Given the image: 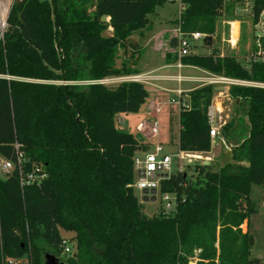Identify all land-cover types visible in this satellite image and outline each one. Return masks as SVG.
Segmentation results:
<instances>
[{
	"label": "trees",
	"instance_id": "16d2710c",
	"mask_svg": "<svg viewBox=\"0 0 264 264\" xmlns=\"http://www.w3.org/2000/svg\"><path fill=\"white\" fill-rule=\"evenodd\" d=\"M166 1L14 0L0 42V158L14 166L0 178V264L23 255L19 264H44L46 253L66 264H262L250 256L240 226L256 212L251 186L264 182V88L229 86L228 95L246 107L245 123L219 130L233 142L230 161L217 169L195 164L190 177L176 171L160 181L159 193L173 195L175 207L149 217L132 188L133 158L148 146L114 124L116 115L137 114L148 91L136 82L84 84L137 73L136 60L117 62V50L126 55L132 35ZM180 2L179 31L212 38L223 0ZM250 14L259 25L264 0H252ZM181 63L264 84V35L246 63L212 50ZM212 98V85L187 93L189 106L178 112L179 150L210 151ZM17 154L23 174L41 169L38 184H20ZM61 232L73 243L66 257Z\"/></svg>",
	"mask_w": 264,
	"mask_h": 264
},
{
	"label": "rangeland",
	"instance_id": "374dc122",
	"mask_svg": "<svg viewBox=\"0 0 264 264\" xmlns=\"http://www.w3.org/2000/svg\"><path fill=\"white\" fill-rule=\"evenodd\" d=\"M252 5V0H223V7L221 10V15L217 17L215 22V32L211 38V46L213 44H218L222 50L223 55H233L240 59L242 62L246 63L251 57V48L254 45L257 36L264 35V19L259 25H253L250 8ZM178 17V5L166 1V3L155 8L154 12L148 16V19L151 25L149 30H144L143 37L141 38L138 32L132 35V38L128 41L126 45L127 54L123 53L122 48L117 50V62L120 63L124 60H136L134 65L136 68H141V61L145 55H143L141 47L139 44L145 45L146 40L149 36L159 34L163 30H167L172 27V24L169 21L174 20ZM264 17V16H263ZM232 22L231 24H222L223 22ZM110 32L106 31V35ZM232 40V44L235 46L233 49L230 48L229 40ZM136 43V48L132 47V44ZM231 49V50H230ZM151 50V47H146L145 51ZM220 50V49H219ZM144 51V52H145ZM218 51V50H213ZM153 52V51H151ZM191 54H202L208 53V46L204 45L203 39L194 43L190 49ZM148 54V53H147ZM141 57V59H139ZM139 60V62H138ZM136 74H141L137 72ZM185 75H191L190 71H183ZM225 81L216 76H207L206 78H201L198 81ZM204 85V82L193 83L192 87H199ZM167 88L171 86H166ZM183 87V86H182ZM186 87V84H185ZM213 98L211 105L214 103L215 98L221 102L222 113L219 117L220 120L218 124L224 122L225 124L233 121L236 125L239 122L245 123V112L246 107L244 104L240 103L238 100L232 99L229 95V85L227 84H213ZM148 91V98L156 99L157 102H163L166 100V96L159 94L156 90L145 87ZM163 93V92H161ZM210 105V106H211ZM218 107V105H217ZM170 110V111H169ZM142 116V115H141ZM118 117H121L120 119ZM142 118L139 114H130V115H116L114 117V124L116 128H121L129 131V133L137 134L135 131V126L140 124L139 122ZM125 122V123H123ZM157 122L159 125L158 137L153 139L150 142H146L148 150L151 151L153 145L157 142L164 146L166 153L175 154L176 153V143H177V133H178V110L170 109L168 106H162L161 112L157 116ZM125 124V125H124ZM219 133V131H218ZM211 143V153L214 157V163L210 166L212 169H217L218 167L223 166L224 164L230 161V154L228 149L233 145V142L230 144L221 138L220 134L215 139H210ZM228 148H227V146ZM203 162L209 163L210 160L207 156L201 154V161L196 162L190 165V168H187L185 162L180 163V171L185 172L187 177L191 176L192 167L195 164H200ZM192 166V167H191ZM176 172V165H173L172 173ZM135 195L137 196L140 204L143 206V212L146 216L151 217L152 215L158 214L161 211V204L159 203V196L156 197L155 202H141V196L138 191L135 190ZM172 199V197H170ZM250 198L254 201L256 205V212L251 214L247 220V223H243L240 226L242 232L246 231L251 239L250 245V256L252 258H258L264 264V187L260 185H252L250 188ZM173 206L169 208L171 210ZM167 210V211H169ZM246 224V225H245ZM63 237L67 241V246L70 251H72L73 243L70 240L68 234L61 232ZM193 257H196L194 253Z\"/></svg>",
	"mask_w": 264,
	"mask_h": 264
},
{
	"label": "built area",
	"instance_id": "2783aa9c",
	"mask_svg": "<svg viewBox=\"0 0 264 264\" xmlns=\"http://www.w3.org/2000/svg\"><path fill=\"white\" fill-rule=\"evenodd\" d=\"M171 3H175L178 5V15L179 11L183 9V5L180 0H167ZM14 0H0V42L3 40V34L7 27V16L9 14V10L13 4ZM176 41V46L174 47V54L176 56L175 68L178 73L174 76L167 77L166 80L169 82H173L176 84L174 89H163L157 88L154 85V82L160 80L159 77L151 74V73H142V74H133L127 76H115V77H107L94 82H86L84 84H99L108 88H113L120 83L125 82H136L144 85L147 88H151L153 90H158L164 93H169L170 96L164 102H158L153 108V112L150 116V119L144 123L138 124L135 127V130L138 136L144 140V142H150L153 139L158 137L159 125L157 122V115L159 114L162 106L175 107L178 112L180 109L188 108L187 101V91L181 87L182 83L185 82H204V85H213V84H227L229 86H253L264 88V84L260 83H249L242 82L232 79H226L219 77L225 81H186L192 80L191 78L184 77L180 74V70L184 67L181 63V59L187 55H190V49L192 45L200 40H204V35L199 32L192 33H181L177 28L175 31V35L173 37ZM230 46H235L232 44V40L228 41ZM255 60V58L253 59ZM263 60V59H262ZM217 77V76H216ZM208 124H209V138L215 139L219 133L218 131L222 127L221 122L218 124L217 122L220 120L219 117H216V112L209 106L207 110ZM177 147V146H176ZM17 170L20 179L21 185H28L32 183L38 184L43 178L44 174L41 172L39 167L32 168L31 171L23 174V157L21 154H17ZM194 161H201L200 153H193L187 151H181L176 148V153H166L164 146L160 143H155L151 151L148 149L146 151L138 153L133 158V172H134V182L132 188L140 193L141 199L143 197L142 191H150L154 190V202L156 201V197L159 196V203L161 204V211L165 214H168L174 210L175 200L174 196L170 194H160L159 193V184L160 181L166 180L172 174L173 165H176V171H180V163L185 162L186 165L194 164ZM202 165V163H200ZM14 169V166L11 162L0 158V178H4L6 175L10 174ZM145 202H151V195L148 193L146 196ZM172 197V199L170 198ZM141 202H143L141 200ZM173 206L171 210L169 208ZM169 210V211H167ZM63 253L62 256L66 257L70 254V249L66 243L63 242ZM196 261L195 258L190 259L189 264H194ZM18 259L9 260L5 264H19Z\"/></svg>",
	"mask_w": 264,
	"mask_h": 264
},
{
	"label": "crops",
	"instance_id": "0c3cea01",
	"mask_svg": "<svg viewBox=\"0 0 264 264\" xmlns=\"http://www.w3.org/2000/svg\"><path fill=\"white\" fill-rule=\"evenodd\" d=\"M177 18H175L172 21H169V23L172 24L173 28L163 30L159 34L149 36V38L146 40L145 45H142L141 43L139 44V47H141L140 50H142V53L145 56L141 61V66H140L141 68L135 67V70H136V72H139L141 74L142 73H151V74L159 77L160 80L157 82H154V85L157 88H163V89H170L171 90V89H174L176 87L175 83L169 82V80H166V78L174 76L178 73V71L175 68L176 56L174 54V48L169 46V41L171 39H173V37L175 35V31L177 29V26L174 24V21ZM225 23L231 24L232 22H225L224 21L222 24H225ZM151 24H152V22L150 23V25L147 28L138 32L139 35L142 32L141 36H140L141 38L143 37L144 30H149V29H151L152 26H154V24L153 25H151ZM259 36H261V35H259ZM148 46L151 47V50L145 51L146 47H148ZM230 48L233 49L234 46H232V47L230 46ZM210 50H212V51L218 50L217 52H218L219 56H223L222 50L218 44L217 45L213 44V46H211ZM210 50L208 49V53L210 52ZM151 51H153V52H151ZM208 53H202V54H198V55H206ZM139 59H141V57ZM138 62H139V60H138ZM185 70L190 71L191 75L183 74V71H185ZM180 74L183 75L184 77L192 79V80H186V81H198L199 79L206 78L207 76H214V75H212V74H210L204 70H201L199 68L192 67V66H186V65H184V67L180 70ZM193 83H197V82H185V83L181 84V87L183 86L182 88L184 90H186L188 93L189 91L197 88V86L191 88L190 85H192ZM185 84H186V87H185ZM166 86H171V87L167 88ZM156 92L159 94L165 95L166 99L170 96L169 93H164V92L161 93V91H158V90ZM154 98L147 100V102L144 104V106H142L140 111L137 113L142 118L139 122L144 123L150 119V116L153 112V108L158 103L157 100ZM217 105H218V107H217ZM211 107L216 112V117H220L221 113H222V106H221V102L219 100H217V98H215L214 103L211 105ZM169 108L170 109H176L173 106L169 107ZM160 112H161V110H160ZM118 118L120 119L121 117H118ZM123 123H125V122H123ZM221 125L223 126V125H225V123L222 122ZM134 135H138V134H134ZM227 148H228V146H227ZM228 151L230 154V149H228ZM203 155L207 156V158L210 160V162L208 163V166H210L212 163H214V157L211 153V147H210V151L207 153H204ZM203 163H206V162H203ZM246 230H247V226H246Z\"/></svg>",
	"mask_w": 264,
	"mask_h": 264
},
{
	"label": "water",
	"instance_id": "95a60500",
	"mask_svg": "<svg viewBox=\"0 0 264 264\" xmlns=\"http://www.w3.org/2000/svg\"><path fill=\"white\" fill-rule=\"evenodd\" d=\"M100 20H101V22L107 21L105 16H102ZM203 41H207L208 42V44H207L208 46L211 45V38L206 37V38H204ZM138 137H140V136H138ZM202 165L203 166H208V163L206 162V163H203ZM260 186L264 187V182H262L260 184ZM148 193L151 195L150 201L154 202V193H155L154 190H150L149 192L146 191V190H143L142 191V195H143L142 201L143 202L146 201V198H147L146 196H147ZM249 245H251V239H249ZM26 258H27L26 255H23L21 258L18 259V261L19 262L25 261ZM44 264H66V263H64L62 261H59L54 256H52L51 254L46 253V254H44Z\"/></svg>",
	"mask_w": 264,
	"mask_h": 264
}]
</instances>
